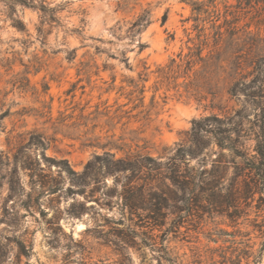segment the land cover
<instances>
[{
	"label": "rangeland",
	"instance_id": "obj_1",
	"mask_svg": "<svg viewBox=\"0 0 264 264\" xmlns=\"http://www.w3.org/2000/svg\"><path fill=\"white\" fill-rule=\"evenodd\" d=\"M16 1L0 0V264H118L107 240L128 227L154 240L141 248L138 238L128 248L132 264H158L166 229L165 245L184 263L195 248L207 261L209 248L230 246L220 230H239L247 236L235 239L252 246L240 264H264V251L253 262L262 242L250 226L254 208L236 226L205 207L180 212L186 207L169 178L177 165L201 159L209 169L219 152L215 137L232 135L251 153L256 135H264V0ZM13 12L22 30L12 25ZM142 15L147 24L134 34ZM213 26L223 33L216 46ZM187 60L195 62L189 72ZM136 82L143 95L133 92ZM196 139L210 143L202 157L178 162ZM134 155L153 159L154 170L142 172L146 183L168 195L160 229L150 231L148 212L124 206L121 185L130 172L86 187L67 172L80 175L92 162L102 174L101 163Z\"/></svg>",
	"mask_w": 264,
	"mask_h": 264
},
{
	"label": "trees",
	"instance_id": "obj_2",
	"mask_svg": "<svg viewBox=\"0 0 264 264\" xmlns=\"http://www.w3.org/2000/svg\"><path fill=\"white\" fill-rule=\"evenodd\" d=\"M16 3L21 6H29V3L25 0H18ZM193 10H198V4L192 2ZM12 25L22 30L24 24L14 12L9 15ZM165 16L163 17V23ZM146 16H140L132 25L133 33H139L147 24ZM215 32L214 46L218 44L222 36L221 27H214ZM207 38H205L206 41ZM196 47L194 55L198 62L204 61L202 52L207 44L205 43ZM139 52L144 48L143 44H139ZM73 53V52H72ZM122 61L126 68H129L127 57L123 56ZM175 61L172 59L169 66H173ZM187 71H191L195 62L187 60ZM182 65L177 64L179 69ZM147 68H145L146 70ZM160 71V70H159ZM157 73V70H156ZM144 75V78L141 76ZM161 78H167L168 73L163 70L160 72ZM146 74L139 75V81L145 82L147 80ZM264 85V81H261ZM139 83H133L135 90L140 95H143L144 86L138 87ZM262 101L263 121H264V88L260 94ZM142 100L143 97H140ZM213 143L218 147L219 152L214 160L210 162V168H206V160L201 159L195 166L187 165L186 169H182L180 165L176 166V169L170 175V181L173 184L174 192L172 195L177 201L181 202L185 209H178V211H192L194 207L206 208V210L212 214L223 217L228 220L233 226H236L238 219L242 216H248V210L255 209V219L250 224L252 229L258 232L262 238L260 248L258 250V256H254V263L259 261V257L264 251V135H256L254 138V147L252 152H248L244 149V146L239 143L237 138H233L232 135L222 138H214ZM207 141H200L198 139L194 142V147L188 149L186 154H177V161L183 162L185 157L189 159H199L202 157V150L205 146H209ZM227 149L229 154L224 156L222 151ZM179 148L178 151H180ZM110 155L109 153H105ZM101 159L96 156L95 161ZM103 160V159H102ZM63 164H67L65 161H61ZM148 162L154 163L153 159L148 156L134 155L128 156L124 159L110 160L101 163L104 168V172L101 174L99 169L94 168V163L89 162L83 172L80 175H76L69 167L68 174L73 175L72 179L74 184L78 187H86L89 182L99 183L103 182L105 175H117L130 172L131 177H124L125 182L121 185V197L125 207L131 212L138 214V211L148 212V219L154 223L150 228V231L157 225V229L165 226L166 218L162 213L164 206L169 201L168 195L160 188L157 187V193L152 191L149 184L146 183L144 170H154L149 166ZM232 169V173L229 176V170ZM76 177V178H75ZM75 179V181H74ZM135 180V181H133ZM118 182V181H117ZM134 182V183H133ZM141 182V183H140ZM103 183L102 188H105ZM180 193V197L177 194ZM113 191L107 190L105 195L111 196ZM151 214V215H150ZM140 216V215H138ZM184 218V217H182ZM179 216V220L182 219ZM179 222V221H178ZM176 223L172 227V231L176 232L178 224ZM120 224V223H117ZM114 241H109L115 246L117 254L120 255L118 264H132L129 253L127 252L129 247L138 246L136 240L140 238L141 244L139 247H152L154 241L151 236L146 233H138L135 229L128 227L125 230H117ZM149 231V232H150ZM169 232L168 229L162 231L160 240H157V263L158 264H240L244 257H250L252 253L251 245L244 241L236 240L235 236L245 237L247 234L237 230L233 233L220 230V234L230 236L232 239L223 240V242H229L230 246L223 248H209V259L202 260L198 249L191 250L192 260L191 262L184 263L183 259H180L178 255L174 254L168 246L165 245L166 235ZM237 233V234H236ZM143 236V237H140ZM158 238V236H157ZM209 241L214 243L218 242V238L208 237ZM218 252V253H217ZM217 254V255H216ZM216 256L218 259H215Z\"/></svg>",
	"mask_w": 264,
	"mask_h": 264
}]
</instances>
